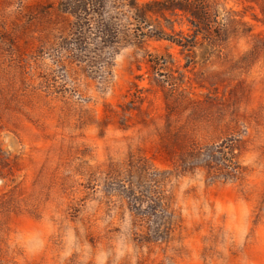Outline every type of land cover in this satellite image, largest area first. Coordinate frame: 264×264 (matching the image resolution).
Here are the masks:
<instances>
[{
    "label": "rangeland",
    "instance_id": "rangeland-1",
    "mask_svg": "<svg viewBox=\"0 0 264 264\" xmlns=\"http://www.w3.org/2000/svg\"><path fill=\"white\" fill-rule=\"evenodd\" d=\"M0 264H264V0H0Z\"/></svg>",
    "mask_w": 264,
    "mask_h": 264
},
{
    "label": "trees",
    "instance_id": "trees-1",
    "mask_svg": "<svg viewBox=\"0 0 264 264\" xmlns=\"http://www.w3.org/2000/svg\"><path fill=\"white\" fill-rule=\"evenodd\" d=\"M157 6H158V4H157ZM169 6H170L172 9H173V8H176V6H175V5H174V6H172V5H169ZM178 7H179L180 9H182V10L184 9L182 6H178ZM194 16H195V15H194ZM195 17H196V16H195Z\"/></svg>",
    "mask_w": 264,
    "mask_h": 264
}]
</instances>
